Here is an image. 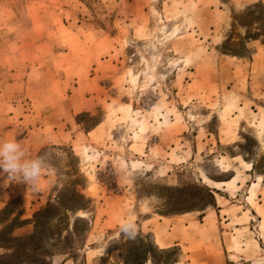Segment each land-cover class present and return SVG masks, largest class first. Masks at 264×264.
Here are the masks:
<instances>
[{"label": "rangeland", "instance_id": "374dc122", "mask_svg": "<svg viewBox=\"0 0 264 264\" xmlns=\"http://www.w3.org/2000/svg\"><path fill=\"white\" fill-rule=\"evenodd\" d=\"M10 140L0 264H264V0H0Z\"/></svg>", "mask_w": 264, "mask_h": 264}, {"label": "trees", "instance_id": "16d2710c", "mask_svg": "<svg viewBox=\"0 0 264 264\" xmlns=\"http://www.w3.org/2000/svg\"><path fill=\"white\" fill-rule=\"evenodd\" d=\"M250 54H252V52ZM52 148H54V146H52ZM44 166L47 168L49 167V165L46 163ZM206 191L209 195V198L214 200L212 190L207 188ZM71 197L73 198L75 197V198L73 199V203H70L69 207L67 206L65 201L62 204L61 200L58 199L56 201L57 206L55 204L53 205L51 204L49 205V208L55 207L56 209H59L58 206L60 205L61 207H63L62 223H64L65 221L66 233L63 236L61 235L59 236L57 244L61 248L60 249L61 251H59V253H68V254H71V256H73L72 254L75 253V251H77V249L82 246L84 234L86 231H88V227H87L88 221H90L89 217L85 218V217L77 216V212L80 209H88L87 202L90 200V198L84 192H80V191H77L75 195H71ZM67 210H69V212ZM71 218L73 219L72 223L70 222ZM80 222L86 224V226L84 225V227L81 230L78 229V226H77L78 223ZM52 245H55V244L53 243ZM42 250L43 248L41 249V251ZM158 250H161V249H158ZM122 264H124V262Z\"/></svg>", "mask_w": 264, "mask_h": 264}, {"label": "clouds", "instance_id": "9594fccd", "mask_svg": "<svg viewBox=\"0 0 264 264\" xmlns=\"http://www.w3.org/2000/svg\"><path fill=\"white\" fill-rule=\"evenodd\" d=\"M20 145L15 140L0 143V158L3 160V171L12 174H21L22 182L33 189L37 188L38 180L41 176V164L37 161L21 163L19 160ZM125 234L134 239L130 229L123 230Z\"/></svg>", "mask_w": 264, "mask_h": 264}, {"label": "bare ground", "instance_id": "6f19581e", "mask_svg": "<svg viewBox=\"0 0 264 264\" xmlns=\"http://www.w3.org/2000/svg\"><path fill=\"white\" fill-rule=\"evenodd\" d=\"M175 31H176V29H174L172 33H174Z\"/></svg>", "mask_w": 264, "mask_h": 264}]
</instances>
